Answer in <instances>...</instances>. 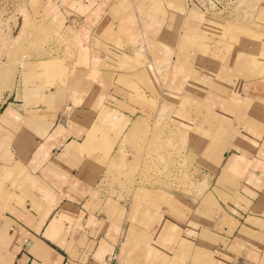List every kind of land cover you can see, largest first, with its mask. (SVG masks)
I'll return each mask as SVG.
<instances>
[{"label": "crops", "instance_id": "0c3cea01", "mask_svg": "<svg viewBox=\"0 0 264 264\" xmlns=\"http://www.w3.org/2000/svg\"><path fill=\"white\" fill-rule=\"evenodd\" d=\"M20 1L38 47L0 105V264H264V0ZM146 106L184 136L191 194L103 193Z\"/></svg>", "mask_w": 264, "mask_h": 264}, {"label": "rangeland", "instance_id": "374dc122", "mask_svg": "<svg viewBox=\"0 0 264 264\" xmlns=\"http://www.w3.org/2000/svg\"><path fill=\"white\" fill-rule=\"evenodd\" d=\"M25 3L0 0V105L17 79L21 59L38 47L23 43L28 26ZM54 35L57 42L67 41L61 30ZM141 115L139 130L122 140L120 156L113 157L102 176L103 193L128 194L135 185H148L191 194L197 187L191 158L185 153L184 136L169 123L170 110L146 106Z\"/></svg>", "mask_w": 264, "mask_h": 264}, {"label": "built area", "instance_id": "2783aa9c", "mask_svg": "<svg viewBox=\"0 0 264 264\" xmlns=\"http://www.w3.org/2000/svg\"><path fill=\"white\" fill-rule=\"evenodd\" d=\"M187 8L196 9L203 13H224L227 11L233 0H183Z\"/></svg>", "mask_w": 264, "mask_h": 264}]
</instances>
